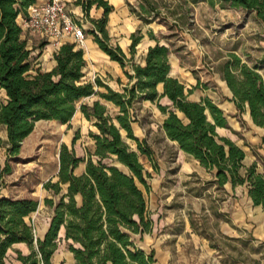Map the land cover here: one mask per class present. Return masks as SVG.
I'll return each mask as SVG.
<instances>
[{"label":"trees","instance_id":"1","mask_svg":"<svg viewBox=\"0 0 264 264\" xmlns=\"http://www.w3.org/2000/svg\"><path fill=\"white\" fill-rule=\"evenodd\" d=\"M185 2L191 5L206 2L211 7L250 11L264 23V0ZM36 3L37 0H0V126L6 132V141L0 138V148L6 152L0 179L10 172L9 161L19 155L23 141L37 122L66 125L76 112V103L94 95L117 111L111 116L100 100L80 105L82 116L96 129L95 133L90 132L94 153L80 158L73 149L61 144L57 181L43 185L56 200L43 199L44 205L52 209V215L42 239H36L29 219L37 211L39 201L0 197V264H4L7 252L16 244H24L29 250L27 255L15 251L21 264H51L61 239L67 243L74 264L156 262L153 250L146 253L135 244L136 236L142 240L152 229L144 195V191H149L150 173L139 159L140 156L149 159L150 153L144 147L145 141L134 135L132 127L137 122L134 109L143 101L155 103L165 115L161 125L165 136L210 172L212 188L226 193L227 185L232 190L246 186L252 205L264 210V173L257 171L256 163L245 167L244 150L229 138L218 135L216 128L230 129L219 106L207 98L199 102L189 99L198 84L187 89L170 76L167 46L148 33L155 44L147 48L137 64L134 57L142 40L140 32L130 35L127 57L119 46L108 44V16L114 7L105 0H75L73 4L85 14L92 6L102 9L99 19L90 20L93 28L88 34L99 50L119 65L127 84L116 91L99 79L86 81L83 50L76 49L74 43H65L53 54L55 67L51 71L37 68L31 74L32 50L21 39L17 19L24 17L28 7ZM220 75L237 112H248L252 123L264 129V75L234 54L221 65ZM96 87L104 92H97ZM162 100L168 104L162 105ZM121 132L135 144V150L125 142ZM81 163L85 164L84 172L76 175L75 170ZM61 229L62 238L59 237Z\"/></svg>","mask_w":264,"mask_h":264},{"label":"rangeland","instance_id":"2","mask_svg":"<svg viewBox=\"0 0 264 264\" xmlns=\"http://www.w3.org/2000/svg\"><path fill=\"white\" fill-rule=\"evenodd\" d=\"M105 1L117 8H114L111 17L118 21L121 12L115 0ZM121 1L128 10V17L125 21L120 19V26L126 29L131 25L134 28L132 33L139 31L142 35L136 47L135 63L142 61L148 44H155L148 36L151 33L161 45L169 48V60L177 59L180 66H185L186 71L190 72L191 75L186 74L182 78L191 79L194 85L189 84L188 80L179 79L184 86L189 89L198 84L189 99L199 102L207 98L223 110L230 129H220L218 135L233 139L244 150L247 154L245 164L249 163L253 155H259L257 160L264 170V155L257 152L258 146L247 140L248 137L246 139L247 113L237 112L220 78V67L232 54L249 67H256L264 75V23L253 12L211 7L206 2L191 5L185 0ZM75 13H82L87 23L85 40H93L88 34V30L93 28L90 20L95 16L99 19L102 9L92 6L85 14L78 7ZM125 39L130 45L126 32L121 31L110 35L108 44L111 47L120 45L129 57V45H124ZM42 44L43 49H40ZM38 47L39 51H32L30 55L31 74L37 68L49 72L55 67L53 54L58 48L47 45L43 40H40ZM44 47H52V52ZM84 48L85 41L82 45H76V49ZM95 51L90 58H86L83 50L86 61L85 80L93 82L99 79L113 90L121 91L127 84L121 68L110 61L97 45ZM95 89L104 92L102 88ZM96 100H100L97 95L79 100L74 116L66 125L37 122L32 133L23 141L19 155L9 161L10 172L0 179V197L34 198L39 201L37 211L29 216L36 239L43 238L52 215V209L44 205L43 199L47 197L56 200L43 185L47 181H57L61 144L73 149L80 158H87L94 153L90 132L95 133L96 129L82 116L79 107L91 105ZM100 102L107 106L111 116L115 115L116 108L102 100ZM160 103L168 104L166 100ZM134 115L137 120L132 125L134 135L145 141L144 147L150 153L149 159L145 156L139 159L150 173L149 191H143L152 221L150 233H145L142 240H139V236L135 237L136 246L146 253L154 246L157 251L154 264H162L168 252L171 253L172 264H264V241L254 234L259 219L264 217V211L247 204L244 195L239 192L235 196L227 190L224 193L212 188L209 185L212 180L210 172L204 171L196 160L181 152L177 144L165 136L161 129L165 115L160 113L155 103L140 102L134 109ZM121 133L125 142L135 150V144L125 138L124 132ZM5 135L4 127L0 126V136L5 138ZM5 160V148H0L1 168ZM84 165L81 163L78 166L76 175L84 172ZM240 211H244L245 215L249 211L251 221H246L245 226L236 219ZM12 249L10 255L20 249L21 252L29 253L25 245ZM70 254L67 243L61 239L51 261L54 263L55 258V264H72L73 256Z\"/></svg>","mask_w":264,"mask_h":264},{"label":"crops","instance_id":"3","mask_svg":"<svg viewBox=\"0 0 264 264\" xmlns=\"http://www.w3.org/2000/svg\"><path fill=\"white\" fill-rule=\"evenodd\" d=\"M44 1H47V0H37V2H44ZM63 1H65L66 3H68V4H70L73 8H74V10H75V12L76 11H78V7L76 8L75 6H74V4H73V2L75 1V0H63ZM115 2H116V5H117V7L120 9V17L121 18H119V20L118 21H115V19H113V17H111V16H113V12L112 13H110L109 14V16H108V32H109V36L110 35H113V34H117V33H121V31H125L126 32V35H127V38H129V35H130V33H132L133 32V30H134V28L130 25L129 27H127L126 29H124V28H122L121 26H122V24H121V20L120 19H123L124 21L125 20H127V15H128V10H127V8H125L124 7V5H122V1L121 0H115ZM114 8H116L115 7V5H112ZM117 9V8H116ZM97 14V13H96ZM92 18V17H91ZM93 19L94 20H97L98 19V17L97 16H95V17H93ZM131 19V21H133L132 20V18H130ZM19 21H20V17H18V19H17V22L19 23ZM116 22L118 23L117 25L118 26H112V24H116ZM121 25V26H120ZM124 27L126 26V24L125 25H123ZM128 26V25H127ZM132 28V29H129V28ZM127 30V31H126ZM21 39L22 40H24L25 42H26V46H27V48L28 49H30V50H32L33 52L32 53H34V52H36V51H39V47H38V45H39V42H40V39L38 38V37H31V36H29L27 33H23L22 32V35H21ZM124 45L125 46H128L129 45V41L127 40V39H125L124 40ZM95 46H96V44L93 42V40L92 39H86L85 40V48H86V50H85V48L83 49L84 50V56L86 57V58H90V56H91V54H94L96 51H95ZM120 46V45H119ZM150 46H153V45H150V44H148V47H150ZM121 47V46H120ZM40 49H43V48H40ZM44 49H46V47H44ZM46 50H51V52H52V47H48ZM85 57H84V60H85ZM169 62H170V67H171V69H170V76H172V77H174V78H177L178 80L179 79H183L182 78V76L183 75H185L186 76V74H189V75H191L190 74V72H187L186 71V67L185 66H180V64H179V62H178V60L176 59V60H172V59H170L169 60ZM53 66H55V61L53 60ZM172 72H174V74H172ZM189 81V84H191L192 86L194 85V83H191V79H189V78H187V77H185L184 79H183V81ZM180 81V80H179ZM187 81V82H188ZM181 82V81H180ZM221 83H223V81L221 82ZM187 87H189V85H187ZM226 88V87H225ZM227 90V89H226ZM228 91V90H227ZM228 94L231 96V94H230V92L228 91ZM247 113V118H248V121H247V126H248V131H247V133H246V139H247V137H248V139L247 140H250V142L252 143V144H254V145H256V146H258V148H257V152H260V153H262L263 155H264V144H262V137L264 136V129H262V128H260V127H257V126H255L253 123H252V121H251V118H250V116H249V113L248 112H246ZM230 128V127H229ZM220 129H223V128H216V132L218 133V130H220ZM0 138L5 142L6 141V135H5V138H3V137H1L0 136ZM231 141H233V142H235L233 139H230ZM236 143V142H235ZM237 144V143H236ZM238 145V144H237ZM259 157V155H253L252 157H251V159H250V161H249V163L248 164H245L244 162H245V160L247 159V154L245 153V158H244V160H243V164H244V166L245 167H248V166H250L251 164H253V163H256V166H257V171L259 172V173H264V170H263V168H262V166L260 165V162H259V160H257V158ZM259 159V158H258ZM204 171H206V169H204V168H202ZM226 190L227 191H229L230 193H231V195H235V196H237V194H238V192L240 193V194H242V195H244V199H245V202L247 203V204H251L252 205V202H251V200L248 198V196H247V187L246 186H237L236 188H234V190H232L231 188H230V186L229 185H227L226 187ZM253 206V205H252ZM254 207V206H253ZM254 208H260V207H254ZM261 209V208H260ZM262 210V209H261ZM249 211H250V208H249ZM249 211H247V213H246V215H245V212L244 211H240L241 213H239L238 212V214H237V217H236V219L237 220H239V222L243 225V226H245L246 225V221H251V219H249ZM264 211V210H263ZM240 215V216H239ZM260 221H259V224H257L258 225V229H256V233H254L255 235H256V237L259 239V240H261V241H264V217L263 218H260L259 219ZM59 237H63V229H61L60 230V232H59ZM22 245H24V244H16V245H14L12 248H14L15 246H17V248H19V247H21ZM26 246V245H25ZM27 248V247H26ZM28 249V248H27ZM11 250H14V249H11ZM11 250H9L8 252H7V254H6V258H5V261H4V264H21L18 260H17V255H16V253L15 254H12V255H10V251ZM20 250H22V249H20ZM20 250H18V251H20ZM150 251L151 250H153L154 251V257H155V254L157 253V251L155 250V247L154 246H151V249H149ZM21 252V251H20ZM23 255H27L25 252H21ZM29 254V253H28ZM71 255V254H70ZM53 257H55V253H54V255L52 256V258ZM171 259V253L170 252H168L166 255H164V262L162 263V264H172V259ZM73 263H74V260H73V258H72V260H71ZM55 258H54V263H53V261H51V264H55ZM72 263V264H73ZM157 264V263H156Z\"/></svg>","mask_w":264,"mask_h":264},{"label":"built area","instance_id":"4","mask_svg":"<svg viewBox=\"0 0 264 264\" xmlns=\"http://www.w3.org/2000/svg\"><path fill=\"white\" fill-rule=\"evenodd\" d=\"M18 24L23 33L38 37L55 49L67 42L82 45L86 37L87 23L83 14H76L63 0H47L29 6Z\"/></svg>","mask_w":264,"mask_h":264},{"label":"bare ground","instance_id":"5","mask_svg":"<svg viewBox=\"0 0 264 264\" xmlns=\"http://www.w3.org/2000/svg\"><path fill=\"white\" fill-rule=\"evenodd\" d=\"M85 50H86V48H85ZM224 83V82H223ZM225 85V84H224ZM225 87H226V85H225ZM226 89H227V87H226ZM228 90V89H227ZM229 91V90H228Z\"/></svg>","mask_w":264,"mask_h":264}]
</instances>
